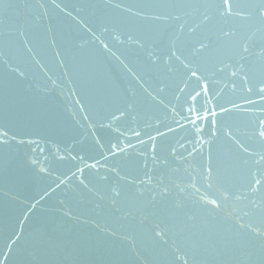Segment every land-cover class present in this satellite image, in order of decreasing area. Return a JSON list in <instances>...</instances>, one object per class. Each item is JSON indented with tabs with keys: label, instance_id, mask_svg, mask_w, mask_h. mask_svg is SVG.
Returning <instances> with one entry per match:
<instances>
[{
	"label": "water",
	"instance_id": "95a60500",
	"mask_svg": "<svg viewBox=\"0 0 264 264\" xmlns=\"http://www.w3.org/2000/svg\"><path fill=\"white\" fill-rule=\"evenodd\" d=\"M221 3L0 0V264H264V0Z\"/></svg>",
	"mask_w": 264,
	"mask_h": 264
},
{
	"label": "snow or ice",
	"instance_id": "6c2138e0",
	"mask_svg": "<svg viewBox=\"0 0 264 264\" xmlns=\"http://www.w3.org/2000/svg\"><path fill=\"white\" fill-rule=\"evenodd\" d=\"M117 7H119V5H117ZM234 7L237 8V9L240 8V5L236 3V0H222L221 5L218 7L219 15L221 17H224L225 19L227 17H240L242 19H247L248 16L250 15L249 13H247L245 11H241V10L234 11ZM136 14L139 15L140 13H136ZM259 16L261 18H264V7H261L259 9ZM204 19L205 20H208L209 17L208 16H205ZM226 22H227V19H226ZM232 34L234 35L235 33H232ZM223 35L226 36V35H229V33L228 32H225V33H223ZM114 39L117 40L118 42L121 41L120 40V36H114ZM129 43H137V44H139V41H134L131 37H129ZM206 47H207V44L200 45V49H203V48H206ZM104 48L105 49H109L107 44L104 45ZM200 49H197V50H200ZM242 51H243V53L249 52V47H248V42L247 41L242 45ZM262 51H264V50H262ZM172 56H174L177 60H180V63L183 64L184 68H186V69H190L191 68L188 63H185L184 60H181L180 56H178L176 54V51L174 49L172 51ZM155 59H157V58L155 57L153 60H155ZM168 59L169 58H166L165 59V62L166 63L168 62ZM219 70L220 71H223V68H221ZM242 72H243V66H241L240 69H238L237 71L232 72L231 75L232 76H239V75H241ZM190 75L192 77L197 76V70H191L190 71ZM243 76L245 77V80H244L245 83H247V79H248L247 76L246 75H243ZM249 90L251 91L252 89H249ZM160 91H163V89L161 88ZM181 91H182V89H181ZM258 91H259V93H264V82H262V83L259 84ZM260 136L264 137V132H261L260 133ZM243 151L244 152H247L248 149L247 148H243ZM261 161H264V155H259V159L256 160L255 163L259 164ZM246 163H247V161H246ZM211 174H212V171H211V168H209V178H211ZM148 182L150 183V179H149ZM262 183H264V175H262L260 179H255L254 180V183H253V185L251 187V190L252 191H257L258 188H256L254 185H259L260 186ZM112 191H113V193L116 196H119L120 195L118 189L113 188ZM167 193H168V188L166 186L160 188V192H159V195L160 196H163V195H165ZM156 199H157V194H153L152 195V200H156ZM225 199H227V197H225ZM211 203H215V201H212ZM245 215H247V213H245ZM189 219H191V217H189ZM237 224L239 225V227L241 229H248V230H250V232L251 233H254L257 237H264V227H253L251 224H241L239 222H237ZM157 227H159V225H157ZM165 233H166V228L161 229L160 231H157L155 233V235L158 236V237H160L162 239L163 236H165ZM185 264H187V261H185Z\"/></svg>",
	"mask_w": 264,
	"mask_h": 264
}]
</instances>
